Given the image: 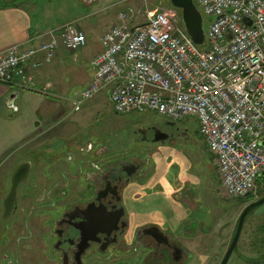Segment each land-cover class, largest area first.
<instances>
[{
	"label": "built area",
	"instance_id": "obj_1",
	"mask_svg": "<svg viewBox=\"0 0 264 264\" xmlns=\"http://www.w3.org/2000/svg\"><path fill=\"white\" fill-rule=\"evenodd\" d=\"M197 3L210 19L202 47L178 28L172 11L149 10L142 24L121 13L100 39L93 76L77 106L107 90L118 115L197 119L221 191L243 199L264 175V0ZM85 44L75 24H66L36 47H12L0 53V84L31 91L26 69L42 65L39 53L47 64L59 47L73 53Z\"/></svg>",
	"mask_w": 264,
	"mask_h": 264
},
{
	"label": "rangeland",
	"instance_id": "obj_2",
	"mask_svg": "<svg viewBox=\"0 0 264 264\" xmlns=\"http://www.w3.org/2000/svg\"><path fill=\"white\" fill-rule=\"evenodd\" d=\"M65 1L48 0L53 4H63ZM127 1L140 2L142 6L136 7L138 10L132 12ZM192 2L201 14L197 0H192ZM155 7L159 10L172 11L178 19L176 25L185 34L180 12L171 9L169 0H125V3L122 0H103L96 4L92 3L89 8L76 6L75 11L76 17L81 18L87 15L86 21L96 23L97 27L92 37L97 40L110 28L112 21L118 17L123 8L132 12L133 15L138 11L135 16L141 13L144 18L146 11ZM73 10L71 9V12ZM68 17V15L61 16L62 19ZM201 17L203 33L207 34L210 19L203 14ZM142 21V18H137V23ZM82 90L78 89L77 95L82 94ZM78 100L79 98L76 101ZM159 120L164 121L165 118L154 112L131 115L115 114L109 94L105 90L91 99L82 101L76 113L69 111L67 116L59 119V128L68 131V136L61 137L63 139L57 141L55 144L57 150L54 153L46 152L47 147H40L38 152L25 154L27 147L20 154H13V162H16L17 166L15 169L27 162L24 159L31 161L34 166L41 165L43 168L36 179L32 174V164L27 162L30 164V172L27 180L18 187L17 194L18 203L20 204L21 199L23 200L18 215L21 218L20 222L15 224L17 218L15 213L5 219L3 212H0V264H17L15 257H11L13 243L21 238L17 242L18 245L26 246L27 240L24 239L28 235L26 230L30 229L34 234H37L39 230V220L33 217V213L34 216L38 215L39 206L36 204L43 194L37 195V192L30 194L32 184L37 180V191H39L40 184L44 182L43 176L45 180L51 182L50 177L58 174L57 168H52L55 164L63 167L67 164L72 166L79 155H84L83 158L89 159L92 155L85 151L88 143L94 146V149L106 144L109 150L113 151L129 150L130 154L132 152L133 154H157L158 156L150 159L149 164L150 167L156 166L152 180L141 184L135 183L132 186L133 189L126 195L125 205L130 225L153 222L179 241L177 233L180 225L185 220H190L196 226L197 232L204 230V233L183 238L182 242L191 254L190 262L187 264H219L233 238L239 216L246 208L245 204L264 198V182H258L255 191L247 198L226 197L220 188L215 158L199 134L197 119L190 117L180 122L186 130V139H177L171 144L164 143L163 145L139 142L141 136L139 131L157 124ZM80 148L83 150L80 151ZM180 187L183 191L175 195ZM134 193H138L139 197L133 196ZM28 195L31 198L25 199ZM187 201L191 206L194 205L195 209L186 206ZM49 202L51 201L46 203ZM40 211L43 212V209ZM27 215L28 222H26ZM20 229H23V232H19ZM205 230L209 231L205 233ZM219 236L221 241H217ZM31 259L32 256L27 255L29 262ZM227 264H264V203L253 208L247 215L237 246Z\"/></svg>",
	"mask_w": 264,
	"mask_h": 264
},
{
	"label": "flooded vegetation",
	"instance_id": "obj_3",
	"mask_svg": "<svg viewBox=\"0 0 264 264\" xmlns=\"http://www.w3.org/2000/svg\"><path fill=\"white\" fill-rule=\"evenodd\" d=\"M160 121L139 131L140 143L163 145L187 138L186 130L180 123ZM85 151L91 153L89 159L79 155L72 166L69 164L65 167L57 166L60 182L51 185L41 174L44 182L40 184L39 191L36 184L38 181L32 184L30 194L35 192L37 195L43 194L36 204L39 206L38 215L34 216L33 213V217L39 220V230L37 234L30 229L24 231L28 233L27 237H24L27 240L26 246L18 245L17 242L21 238L13 243L11 257H15L16 263L187 264L190 262L191 254L184 246L183 238L204 233V230L197 232L196 226L190 220H185L180 225L177 234L181 241L175 240L160 225L153 222L134 226L129 223L125 205L126 195L130 193L135 183L141 184L152 180L156 166L150 167V159L158 155L133 154V152L130 154L129 150L113 151L109 150L106 144L94 149L90 143L87 144ZM182 191L180 187L175 195ZM134 195L136 198L139 197L138 193ZM27 197L31 198L28 195L25 199ZM135 197L133 198L136 199ZM49 200L51 202L46 203ZM21 203H23L22 199L20 204L16 201L13 212L17 215L15 224L20 222L18 215L21 211ZM188 203L189 201L185 202L186 206H191ZM193 206L191 208L195 209ZM40 209H43V212ZM28 219L27 215L26 222ZM208 231L205 230V233ZM27 255L32 256L31 262L27 260Z\"/></svg>",
	"mask_w": 264,
	"mask_h": 264
},
{
	"label": "crops",
	"instance_id": "obj_4",
	"mask_svg": "<svg viewBox=\"0 0 264 264\" xmlns=\"http://www.w3.org/2000/svg\"><path fill=\"white\" fill-rule=\"evenodd\" d=\"M99 1L103 0H66L63 4L49 3L48 0H0V53L16 46L22 49L36 47L66 24H75L86 36L83 48L71 53L59 47L50 63L46 64L43 55L39 53L37 60L42 65L36 70L30 66L26 69L33 76L31 91L0 84L1 213L3 202L9 193L11 176L17 167L16 162H13V154H20L27 147L25 154L38 152L40 147H47L46 152L52 154L57 150V141L68 136V131L59 128V119L67 116L69 111L76 113L77 103L81 98V94L77 95V90H84L93 76L91 60L101 51L102 37L100 35L97 40L93 39L96 23L86 21L87 15L76 17L75 9L76 6L89 8L92 3ZM122 1L125 3V0ZM127 4L132 12L138 10L136 7L142 6L140 2L127 1ZM71 9L74 10L71 12ZM132 12L123 8L119 15L126 14L132 24H142L145 21L141 13L135 16L138 11L134 15ZM62 15L69 17L62 19ZM119 15L112 21L111 26L119 23ZM138 17L143 21L137 23ZM24 161L32 164V174L37 179L43 166H34L28 159ZM57 166L55 164L52 168L56 169ZM50 179L51 185L55 184V179L56 183L61 181L59 174H53ZM212 228L214 233L215 223ZM18 231L23 232V229ZM217 241H221L220 236Z\"/></svg>",
	"mask_w": 264,
	"mask_h": 264
},
{
	"label": "water",
	"instance_id": "obj_5",
	"mask_svg": "<svg viewBox=\"0 0 264 264\" xmlns=\"http://www.w3.org/2000/svg\"><path fill=\"white\" fill-rule=\"evenodd\" d=\"M169 3L174 10L180 11L181 20L188 38L192 41L194 45L202 47L204 45L205 40V36L202 30V17L200 12L194 6L192 0H169ZM29 172L30 164L27 162L20 165L13 172L10 181L9 193L7 194L3 202V215L5 218L10 217L11 214H13V212L15 211L18 187L21 183L27 180ZM263 203L264 198L252 202L243 210V212L239 216L234 236L220 264H227L231 254L233 253L240 238L243 223L248 212L252 208Z\"/></svg>",
	"mask_w": 264,
	"mask_h": 264
},
{
	"label": "trees",
	"instance_id": "obj_6",
	"mask_svg": "<svg viewBox=\"0 0 264 264\" xmlns=\"http://www.w3.org/2000/svg\"><path fill=\"white\" fill-rule=\"evenodd\" d=\"M261 181L264 182V175L260 178V180H259L258 182H261ZM254 208H255V207H254ZM252 209H253V208H252ZM252 209H251V210H252ZM251 210H250V211H251ZM250 211H249V212H250ZM249 212H248V214H249ZM248 214H247V215H248ZM246 217H247V216H246ZM245 219H246V218H245Z\"/></svg>",
	"mask_w": 264,
	"mask_h": 264
}]
</instances>
